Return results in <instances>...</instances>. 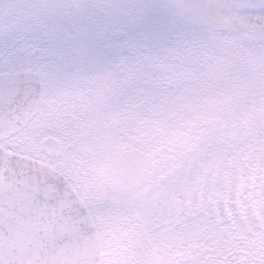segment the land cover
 I'll return each mask as SVG.
<instances>
[{
	"label": "snow or ice",
	"instance_id": "obj_1",
	"mask_svg": "<svg viewBox=\"0 0 264 264\" xmlns=\"http://www.w3.org/2000/svg\"><path fill=\"white\" fill-rule=\"evenodd\" d=\"M137 8L166 21L97 66L52 26L127 6H0L32 37L0 60V264H264V0Z\"/></svg>",
	"mask_w": 264,
	"mask_h": 264
},
{
	"label": "rangeland",
	"instance_id": "obj_2",
	"mask_svg": "<svg viewBox=\"0 0 264 264\" xmlns=\"http://www.w3.org/2000/svg\"><path fill=\"white\" fill-rule=\"evenodd\" d=\"M16 0H0V6ZM165 0H48V3H91L110 4L127 6V18L124 15H103L95 16L86 22L79 18L66 20L71 25L67 26L65 21L54 24L52 27L56 32H63L64 35L77 36L72 41L74 48L73 59L84 60L97 66L114 64L123 56L133 52L139 47L144 39V34L151 26L166 21L162 10L154 8L144 18L143 22H135L137 6L144 4H162ZM78 28L80 32L78 33ZM0 35V60L8 56L23 55L27 48L26 44L32 37L24 33H11V35ZM10 36L14 42L10 40ZM13 44V45H12ZM31 46V45H30ZM29 46V47H30ZM69 47L65 41L53 43L55 55H63L64 49Z\"/></svg>",
	"mask_w": 264,
	"mask_h": 264
},
{
	"label": "trees",
	"instance_id": "obj_3",
	"mask_svg": "<svg viewBox=\"0 0 264 264\" xmlns=\"http://www.w3.org/2000/svg\"><path fill=\"white\" fill-rule=\"evenodd\" d=\"M38 2H42V3H48V0H38ZM20 33V32H18ZM11 35V34H9ZM6 37H8L7 35H5ZM12 43L14 42L13 38L10 36V40ZM13 45V44H12ZM27 48L30 46V41H28V44H26Z\"/></svg>",
	"mask_w": 264,
	"mask_h": 264
}]
</instances>
